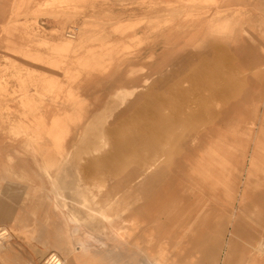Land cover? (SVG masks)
Here are the masks:
<instances>
[{"label":"rangeland","instance_id":"1","mask_svg":"<svg viewBox=\"0 0 264 264\" xmlns=\"http://www.w3.org/2000/svg\"><path fill=\"white\" fill-rule=\"evenodd\" d=\"M0 30L3 170L73 164L94 219L42 264H264V0H0Z\"/></svg>","mask_w":264,"mask_h":264},{"label":"crops","instance_id":"2","mask_svg":"<svg viewBox=\"0 0 264 264\" xmlns=\"http://www.w3.org/2000/svg\"><path fill=\"white\" fill-rule=\"evenodd\" d=\"M1 34L2 31L0 30V37H2ZM8 154L13 156V151L5 149L1 156L6 159ZM1 156L0 159L2 158ZM4 166V162H0V226H8L11 230L18 232V235L13 236V246L16 248L13 249L11 247L7 255L4 254L5 250H2V259H5L9 264H42L41 258L44 253L54 242H58L56 238L60 237L59 232L62 230L63 224L70 226L72 223L69 213L68 223L66 221V208L61 205V208L56 206L59 198H66L65 193L63 191L60 193L52 192V179L46 175L29 176L31 185H25V180H22V176L18 174L20 171L18 168L19 162L16 164V169H11L10 173H5L3 170ZM246 199L247 194L244 193L240 201L241 209L244 208L243 205ZM25 200L29 201L25 202ZM236 200L238 198H235ZM233 204L232 206L235 207L236 202ZM232 229L234 234H236V226H233ZM19 234L24 239L25 237L22 235L26 234L27 239L30 240L29 244L23 238H19ZM53 238H55V241L52 242ZM263 239L264 226L257 230L255 238L250 241V245H261L260 243ZM89 245L90 254L85 256L86 258L82 252L73 253L65 256V259L61 257L63 260L62 264H74L73 257L76 259L81 258L83 264L89 259L97 264L118 263V261L106 259L97 247H93L92 244ZM31 247H34L35 250H30L29 248ZM80 249L83 248L80 247Z\"/></svg>","mask_w":264,"mask_h":264},{"label":"bare ground","instance_id":"3","mask_svg":"<svg viewBox=\"0 0 264 264\" xmlns=\"http://www.w3.org/2000/svg\"><path fill=\"white\" fill-rule=\"evenodd\" d=\"M71 120H72V118H71ZM21 168H22V170L24 172L31 171L28 168H26V166H25L24 163L21 164ZM40 170H41V168H40ZM74 171L75 170H74L73 164H70V163H65L62 166H58V169H56L54 173L51 172V171H48V172L46 171L47 174L50 176V178H52V186H53V188L51 189L52 192L60 193L64 189V182L65 181L66 182H69V181L70 182L71 181L73 182L74 180H71V179H73V176H74L73 173H74ZM33 173H34V171H31V174H33ZM57 202L60 203V204L57 203V205H56L57 208H61L60 205L62 207H66L67 208L66 210L69 211L71 213V215H73L71 221H73V222H80V221L86 220V221H88L87 223L92 224V221L94 219H92V218L91 219H89V218L88 219H85L83 216H82V218H80V215H77L76 214V213H79L77 206H70L68 204V202H69L68 200L67 201L66 200L64 201L63 199L59 198L57 200ZM77 224H81V222L80 223H77ZM12 235L13 234H12V232L10 230V227H8V226H1L0 227V249L6 248V244L7 243H5V242H7L8 240H10L13 237ZM82 248H84V247H82ZM132 253H134V252H132ZM54 254L56 255V257L54 259L48 260L47 263L48 264H62L63 263V260H62L61 256L58 253H54ZM131 256H135V254H131ZM84 264H97V263L95 261L89 259V260H86L84 262Z\"/></svg>","mask_w":264,"mask_h":264},{"label":"built area","instance_id":"4","mask_svg":"<svg viewBox=\"0 0 264 264\" xmlns=\"http://www.w3.org/2000/svg\"><path fill=\"white\" fill-rule=\"evenodd\" d=\"M56 257V255L55 254H52L49 258H48V260H51V259H54ZM47 260V261H48Z\"/></svg>","mask_w":264,"mask_h":264}]
</instances>
